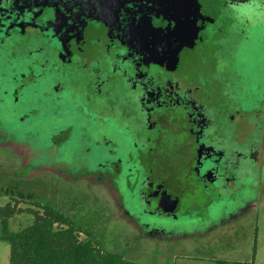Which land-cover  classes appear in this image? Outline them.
<instances>
[{
	"label": "flooded vegetation",
	"instance_id": "flooded-vegetation-1",
	"mask_svg": "<svg viewBox=\"0 0 264 264\" xmlns=\"http://www.w3.org/2000/svg\"><path fill=\"white\" fill-rule=\"evenodd\" d=\"M257 48L264 0H0V108L33 129L0 141L38 143L141 238L205 233L264 192Z\"/></svg>",
	"mask_w": 264,
	"mask_h": 264
},
{
	"label": "rangeland",
	"instance_id": "rangeland-1",
	"mask_svg": "<svg viewBox=\"0 0 264 264\" xmlns=\"http://www.w3.org/2000/svg\"><path fill=\"white\" fill-rule=\"evenodd\" d=\"M249 59L251 69L258 73L264 51L257 48L256 54ZM4 110L5 107L0 108V134L19 142L32 139L27 138L26 133L33 129H13L5 119ZM28 142L21 145L20 150L17 142L0 141V206L11 202V198L50 203L83 228L91 230L109 249L124 252L129 260L143 264H264V192L255 191V204L244 213L237 212L234 220L224 226L205 233H183L168 243L160 242L157 235L141 238L140 232L121 218L122 213L113 209V203L100 187L86 181H59L52 173L46 150L38 143L31 148ZM22 207L28 206L23 204ZM32 221L27 214L16 216L10 221L9 229L18 232ZM1 225L0 221V233ZM9 258L10 246L0 241V264H9Z\"/></svg>",
	"mask_w": 264,
	"mask_h": 264
},
{
	"label": "trees",
	"instance_id": "trees-1",
	"mask_svg": "<svg viewBox=\"0 0 264 264\" xmlns=\"http://www.w3.org/2000/svg\"><path fill=\"white\" fill-rule=\"evenodd\" d=\"M11 200L0 206V241L10 246L9 264H143L129 260L124 252L109 249L91 230L50 203ZM23 204L28 207L23 208ZM23 214L33 218L32 224L12 232L10 221ZM82 235L86 238L82 239Z\"/></svg>",
	"mask_w": 264,
	"mask_h": 264
}]
</instances>
